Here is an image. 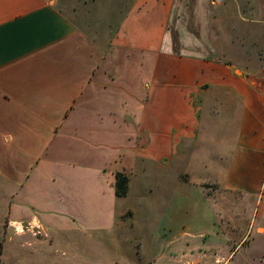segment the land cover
Returning <instances> with one entry per match:
<instances>
[{
  "label": "crops",
  "instance_id": "obj_1",
  "mask_svg": "<svg viewBox=\"0 0 264 264\" xmlns=\"http://www.w3.org/2000/svg\"><path fill=\"white\" fill-rule=\"evenodd\" d=\"M186 1L133 0L99 37L56 0H0V224L27 227L13 242L46 245L31 225L67 242L72 264H131L119 260L117 233L135 217L130 195L148 191L150 208L178 205L173 223L192 176L215 231L187 250L170 241L164 264H231L253 232L259 242L235 264L264 258V52L237 63L199 28L174 32ZM194 1L188 11L206 17L213 3ZM201 141L214 154L204 157ZM117 173L129 179L125 197Z\"/></svg>",
  "mask_w": 264,
  "mask_h": 264
},
{
  "label": "rangeland",
  "instance_id": "obj_2",
  "mask_svg": "<svg viewBox=\"0 0 264 264\" xmlns=\"http://www.w3.org/2000/svg\"><path fill=\"white\" fill-rule=\"evenodd\" d=\"M132 1L56 0L59 9L71 21L85 31L99 37L105 35L108 29L111 32L115 29V25H117L120 19V14ZM188 1L177 9L169 26L171 30L175 32L182 27L188 26L194 30L199 28V34L195 33V36L201 37V41H204L203 38H206L205 36H209L206 39L217 48V56L232 58L237 63L246 61L247 57H258L260 53L263 54L264 10L256 14L249 12L246 10V0H202V5L203 3L217 5L214 6L212 4L210 6L206 17H199L197 11L193 12V6L189 7L190 10L188 11ZM197 1L195 0L194 4H197ZM258 1L264 4V0ZM190 2L193 3V0H190ZM206 25L208 26V30L203 33L202 31H204ZM231 54H233L232 57L230 56ZM226 117V115L222 116L219 114L217 119L215 118V121L224 123L230 120L228 124H231V127H233L240 120L239 112H232L229 120H226ZM231 131H234V129L232 130L231 128ZM235 137H232V139ZM211 147L202 142L199 152L205 153L204 157L209 153L214 154L212 153L214 151L210 152ZM229 147L233 148V146H227V148ZM214 148L216 149L217 147L215 146ZM198 150L199 147L194 153L198 152ZM193 182L194 177L191 176L189 179L190 186L188 187V197L190 198L184 204V215L178 220L173 221V223L170 213L174 212V214H177L180 210V208L179 210L177 209L178 205L172 210L166 208L165 204L163 206L159 201L157 203L158 206L150 208L151 203L144 204L149 202L148 197L150 195L148 191L145 194H138L134 191L130 195L131 205L137 208V210H135L134 218L125 219V226L120 225L118 227L117 233L120 236L121 242L119 245L121 253L120 261L124 259L125 262V259H128V262L131 264H164L168 257L163 255V251L170 241L173 248H184L187 250V246L194 247L195 245L202 244L205 241L203 240V237L206 236L205 234L209 235V232L215 231L214 224L208 219L210 218L209 213L197 206L198 193L196 190H193L195 186ZM177 200V192H174L173 201L177 202ZM141 204H143L142 207L140 206ZM130 215L128 213L127 217ZM237 219L239 221L241 217ZM241 222L245 224L246 220ZM240 226L242 224L238 225V227ZM32 227L30 225L28 229L31 228L38 237L46 240V245L32 244L29 246L28 244H17L15 241H12L15 238L14 234H19L15 232L14 227H10L7 223L0 224V242L5 249L4 264H72L70 262L71 254L67 242H63L60 239L50 242L52 238H48L45 233L41 232V229ZM26 229L27 227L24 226V232ZM171 238L173 239L171 240ZM257 238L259 237L253 232L250 235V241L246 244L242 243L235 250L234 253H238L231 264H235L237 259H241L240 256L246 251L252 250L253 248L248 247V244L252 243L251 241H253V244L254 241L258 243ZM110 240L105 242L109 245V249H114L116 247L115 242ZM78 243L82 244L80 241ZM118 253L119 250L116 254ZM192 256L193 254H189L185 259L192 258ZM74 259H77V264H85V258L83 257ZM251 261L254 264H264V258H251ZM242 263L245 264L244 261ZM88 264L90 263L88 262Z\"/></svg>",
  "mask_w": 264,
  "mask_h": 264
},
{
  "label": "trees",
  "instance_id": "obj_3",
  "mask_svg": "<svg viewBox=\"0 0 264 264\" xmlns=\"http://www.w3.org/2000/svg\"><path fill=\"white\" fill-rule=\"evenodd\" d=\"M129 179L122 173L116 175V194L119 197H123L128 193ZM3 245L0 242V264H2Z\"/></svg>",
  "mask_w": 264,
  "mask_h": 264
},
{
  "label": "built area",
  "instance_id": "obj_4",
  "mask_svg": "<svg viewBox=\"0 0 264 264\" xmlns=\"http://www.w3.org/2000/svg\"><path fill=\"white\" fill-rule=\"evenodd\" d=\"M12 227H14L16 233H23L24 232V226L20 224H15Z\"/></svg>",
  "mask_w": 264,
  "mask_h": 264
}]
</instances>
